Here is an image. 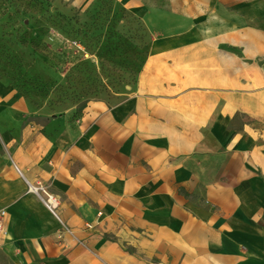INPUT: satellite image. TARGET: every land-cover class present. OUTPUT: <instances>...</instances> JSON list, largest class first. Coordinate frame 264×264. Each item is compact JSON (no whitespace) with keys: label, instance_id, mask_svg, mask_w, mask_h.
Returning <instances> with one entry per match:
<instances>
[{"label":"crops","instance_id":"1","mask_svg":"<svg viewBox=\"0 0 264 264\" xmlns=\"http://www.w3.org/2000/svg\"><path fill=\"white\" fill-rule=\"evenodd\" d=\"M151 9L155 37L136 86L109 106L106 151L96 119L81 118L76 148L32 153L29 138L27 153H2L0 120L8 264H264V0ZM37 183L61 199L62 224ZM118 202L124 249L98 216Z\"/></svg>","mask_w":264,"mask_h":264},{"label":"rangeland","instance_id":"2","mask_svg":"<svg viewBox=\"0 0 264 264\" xmlns=\"http://www.w3.org/2000/svg\"><path fill=\"white\" fill-rule=\"evenodd\" d=\"M165 1L170 7L171 0ZM155 2L0 0L1 152L27 153L22 148L29 138L32 153H45L49 144L52 153L76 148L81 118L96 119L97 149L106 151L108 109L138 83L155 37L145 10ZM19 129L15 143L12 131ZM100 208L103 238L124 249L123 204ZM0 264H8L1 254Z\"/></svg>","mask_w":264,"mask_h":264},{"label":"built area","instance_id":"3","mask_svg":"<svg viewBox=\"0 0 264 264\" xmlns=\"http://www.w3.org/2000/svg\"><path fill=\"white\" fill-rule=\"evenodd\" d=\"M263 75H264V67H263ZM28 190L36 195L45 209L56 219L61 223V219L58 213V209L60 207L59 199L49 192L46 187H44L41 184H36L33 186H29ZM5 211H0V237L4 236L6 234V225H5ZM62 224V223H61Z\"/></svg>","mask_w":264,"mask_h":264}]
</instances>
